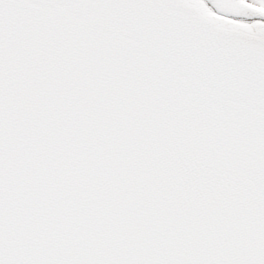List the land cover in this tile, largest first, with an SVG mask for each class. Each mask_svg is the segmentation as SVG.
<instances>
[{"label":"snow or ice","instance_id":"obj_1","mask_svg":"<svg viewBox=\"0 0 264 264\" xmlns=\"http://www.w3.org/2000/svg\"><path fill=\"white\" fill-rule=\"evenodd\" d=\"M0 264H264V0H0Z\"/></svg>","mask_w":264,"mask_h":264}]
</instances>
